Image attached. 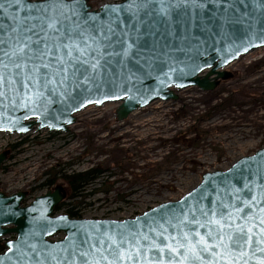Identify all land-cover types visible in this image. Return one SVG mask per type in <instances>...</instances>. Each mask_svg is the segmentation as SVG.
<instances>
[{
  "label": "snow or ice",
  "instance_id": "obj_1",
  "mask_svg": "<svg viewBox=\"0 0 264 264\" xmlns=\"http://www.w3.org/2000/svg\"><path fill=\"white\" fill-rule=\"evenodd\" d=\"M158 2L163 14L173 7ZM153 3L125 0L97 14L86 0H0V17L8 21L0 20V98L11 93L13 104L20 100L35 112L53 96L98 87L112 58L120 57L123 64L132 55L134 42L120 28L129 27L124 14L136 19ZM255 187L260 191L246 182L217 199L200 193L191 204L194 194L189 193L178 211L145 214L144 223L101 232L89 238L92 242L34 244L26 250L10 245L9 251L18 255L19 264H250L253 259L264 264V185Z\"/></svg>",
  "mask_w": 264,
  "mask_h": 264
},
{
  "label": "rangeland",
  "instance_id": "obj_2",
  "mask_svg": "<svg viewBox=\"0 0 264 264\" xmlns=\"http://www.w3.org/2000/svg\"><path fill=\"white\" fill-rule=\"evenodd\" d=\"M87 1L97 8L120 0ZM225 72L229 79L212 92L187 88L176 92L177 101H156L120 123L113 121L118 104L105 103L76 114L67 133L0 134V152L27 138L4 163L0 189H29L31 201L49 190L44 181L98 169L78 213L116 221L180 199L204 173L226 170L264 147V50L240 57ZM102 190L107 193L94 194ZM66 199L68 192L55 210L69 205Z\"/></svg>",
  "mask_w": 264,
  "mask_h": 264
},
{
  "label": "water",
  "instance_id": "obj_3",
  "mask_svg": "<svg viewBox=\"0 0 264 264\" xmlns=\"http://www.w3.org/2000/svg\"><path fill=\"white\" fill-rule=\"evenodd\" d=\"M124 2L105 3L97 8L87 5L91 12L100 14L105 5ZM164 2L173 5L167 14L160 12L158 0L141 10L136 19L124 14L129 27L121 24L120 28L129 34V42H134L132 55L123 64L120 57L112 58L111 65L106 66L102 77L96 81L98 87L70 90L71 95L64 97L53 96L50 103L45 101L35 112L30 110L31 104L22 107L20 100L13 104L11 93L8 99L0 98V133L21 136L41 130L67 133L75 123L76 114L105 103L118 104L115 121L120 123L156 101H177L176 92L187 88L213 91L219 80L229 78L225 70L231 64L255 50L264 49V0H196L195 4L187 0L186 5L185 0ZM0 20L8 23L3 17ZM119 48L116 45L117 51ZM97 100L101 103L88 102ZM4 158L0 155V163ZM246 182L254 192L260 191L255 185H264V147L241 157L226 170L204 173L197 186L180 199L119 221L57 214L55 208L64 199L60 188L37 196L24 206V193L10 196L0 193V236H14L0 254V264H19L18 255L9 251L10 245L14 250H26L34 244L69 247L85 240L92 242L89 238L101 232L125 231L127 227L144 223L145 214L150 218L178 211L189 193L194 194L189 204L200 193L217 199L224 197L225 190L243 189ZM3 226L12 228L2 230ZM250 264L257 261L253 259Z\"/></svg>",
  "mask_w": 264,
  "mask_h": 264
},
{
  "label": "trees",
  "instance_id": "obj_4",
  "mask_svg": "<svg viewBox=\"0 0 264 264\" xmlns=\"http://www.w3.org/2000/svg\"><path fill=\"white\" fill-rule=\"evenodd\" d=\"M59 174V173H57ZM100 178L98 169H92L82 173H74L68 178L64 175V180L69 179V189H68V199L70 201L69 205H62L56 209V212H63L67 214L70 218H81L82 216L78 213L80 205L82 204L81 200L85 199V196H81L83 191H86L87 187L92 184L93 181ZM107 193V190L96 191V193ZM90 196V195H89ZM79 199L78 203L73 202V200ZM81 199V200H80ZM72 202V203H71Z\"/></svg>",
  "mask_w": 264,
  "mask_h": 264
},
{
  "label": "flooded vegetation",
  "instance_id": "obj_5",
  "mask_svg": "<svg viewBox=\"0 0 264 264\" xmlns=\"http://www.w3.org/2000/svg\"><path fill=\"white\" fill-rule=\"evenodd\" d=\"M87 1V0H86ZM88 2V1H87ZM229 77H230V75H229ZM229 79V78H228ZM228 79H226V80H219L218 81V85H217V87L219 86V85H221L223 82H225V81H227ZM216 87V88H217ZM215 88V89H216ZM200 91V90H199ZM214 91V90H213ZM202 92V91H201ZM209 92H212V91H207V92H204V93H209ZM114 123L116 124L117 122L115 121V117H114ZM40 132H42V131H40ZM36 133H38V132H36ZM5 135H10V134H5ZM48 135L49 136H53L54 134L53 133H49L48 132ZM22 137H20V139H21ZM25 142H27V138H22L21 139V141L17 144V145H13L12 147H7V148H5V149H3L1 152H0V155H4L5 156V158H4V160L0 163V172L2 171V170H4V163L10 158V155H11V151H12V148H15L16 146H22V145H24L25 144ZM72 174H74V173H70V174H66V178H68L69 176H71ZM64 178V176L63 177H61L60 179H58L57 181L56 180H54V182L53 183H50L51 182V180L49 181L48 180V182L50 183V184H48L46 181H44L41 185H42V187H44V188H49V190L47 191V192H49V191H54V190H56L57 188H60L61 190H62V194L63 195H65V193L68 191V187H69V179H63ZM46 192V193H47ZM0 193L1 194H3V195H5V196H10V195H13V194H6L4 191H2L1 189H0ZM18 193V192H17ZM21 193H24L26 196H25V199H26V201H28L27 200V198L29 199V197H30V195H31V193H32V191L31 190H29V189H26L25 191H21ZM14 194H16V193H14ZM24 199V200H25ZM32 199H34V197L32 198ZM30 201V200H29ZM28 201V202H29ZM23 205L25 204L24 202L22 203ZM12 227L11 226H3L2 227V230H8V229H11ZM14 237L13 236H10V235H2V236H0V254H2L5 250H6V245H7V243H8V241H10V240H12Z\"/></svg>",
  "mask_w": 264,
  "mask_h": 264
},
{
  "label": "bare ground",
  "instance_id": "obj_6",
  "mask_svg": "<svg viewBox=\"0 0 264 264\" xmlns=\"http://www.w3.org/2000/svg\"><path fill=\"white\" fill-rule=\"evenodd\" d=\"M201 179V178H200Z\"/></svg>",
  "mask_w": 264,
  "mask_h": 264
}]
</instances>
